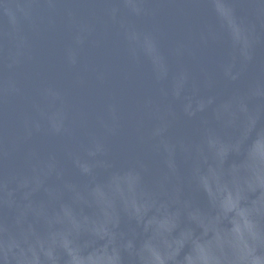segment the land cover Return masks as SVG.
Returning <instances> with one entry per match:
<instances>
[{
    "label": "water",
    "instance_id": "obj_1",
    "mask_svg": "<svg viewBox=\"0 0 264 264\" xmlns=\"http://www.w3.org/2000/svg\"><path fill=\"white\" fill-rule=\"evenodd\" d=\"M0 264H264V0H0Z\"/></svg>",
    "mask_w": 264,
    "mask_h": 264
}]
</instances>
